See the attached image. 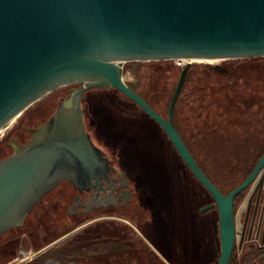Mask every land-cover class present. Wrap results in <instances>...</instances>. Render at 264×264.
<instances>
[{
    "label": "water",
    "instance_id": "95a60500",
    "mask_svg": "<svg viewBox=\"0 0 264 264\" xmlns=\"http://www.w3.org/2000/svg\"><path fill=\"white\" fill-rule=\"evenodd\" d=\"M254 56H264V0H0V153L7 149L2 139L8 129L20 120L41 119L65 85L77 84L64 104L31 130L28 142L17 143L0 160V235L21 225L58 182L82 188L98 179L108 163L86 129L82 95L89 88H115L161 125L210 192L213 202L200 211L217 206V264H229L236 234L234 198L259 175L258 182L264 181V154L224 193L183 143L173 110L191 63L216 65L212 61ZM166 59L185 62L165 119L127 84L123 68L128 61ZM42 264L84 263L48 258Z\"/></svg>",
    "mask_w": 264,
    "mask_h": 264
},
{
    "label": "flooded vegetation",
    "instance_id": "af4514ba",
    "mask_svg": "<svg viewBox=\"0 0 264 264\" xmlns=\"http://www.w3.org/2000/svg\"><path fill=\"white\" fill-rule=\"evenodd\" d=\"M226 60L231 59L216 61V65H212L210 62H199L211 67V73L214 75L213 84L217 87L216 91L209 95L205 92L201 94L200 100L202 102L197 103L195 116L187 112L182 119L174 118L173 110L172 119L173 125L198 166L220 190L222 188L212 176L211 169L207 167L208 164L201 162V158L208 156L216 158V155H211V153L221 152L222 141L224 140L231 142L229 146L231 157H234V145L237 142L264 141V102L260 104L256 102L255 104H258V106L254 108L251 100L253 93L248 92L252 89L254 81L264 86V74L255 72L257 73L255 77L253 71L250 70V72L241 75L242 72L236 70L239 68L236 65L221 63ZM185 79L183 83L186 81ZM76 86L77 84L65 85L58 92L53 103L44 108L46 110L50 107L41 119L36 120L33 118L32 122L24 123L20 120L10 130L8 129L4 134L5 137L3 136L5 139H2L7 149L0 153V160L8 156L17 143L25 144L28 142L32 136L31 130L45 122L53 114L59 102L64 104V100L69 97ZM244 89L247 92H244ZM219 92L223 94V98L220 100L221 104L218 103L215 106V102H212L210 98L214 94L219 97ZM83 95L82 108L86 129L94 144L101 150L108 165L102 169L98 179L93 180L87 187L75 188L74 184L67 180L58 182L32 207L21 225L0 235L9 233V237L0 243V248H9V254L13 253L12 255H14L13 251L16 249L15 242L17 240H19L17 248L19 251L36 244V242L39 245L46 234L42 222L45 209L52 202L55 207L67 202L66 214L68 218L85 219V222L95 218L87 224L94 222L96 224L88 227L86 236L79 237V240L64 249L66 253H70L65 261L57 259L58 261L100 264L94 262L93 255L90 254L88 247L95 238H103L104 240L119 239L125 246L127 245L128 250L121 257L123 264H214L218 262L220 254L218 208L214 205L200 211L203 206L213 202V198L182 159L161 125L149 115V125L146 129L140 126L138 118L126 119L125 122L119 120V128L126 131L127 136L124 135L125 140L115 142L108 133L102 134L103 128H100L98 120L94 117L95 115L93 116L95 111L92 105L89 104L88 106L84 102ZM203 99H206V102ZM190 105V102L186 103V107H190ZM150 106L163 118H167L168 108L165 113L164 110L162 111L154 104H150ZM260 115H262V118H259ZM207 133L211 135L212 139V142L208 145L207 142L205 143ZM148 139L150 145L146 143L147 145L144 146L142 152L149 153V159L144 162V165L137 164L133 157L134 153H139L140 148L143 147L141 144L148 141ZM163 142H166L164 145L167 146L168 144L169 148V154L166 153L165 157L176 156L178 159L173 164L169 158L166 170L162 166L153 165V160L158 161L157 158H164L161 151V143ZM115 144H119L125 149L120 150V152ZM9 147L11 148L10 152ZM211 148H213L212 151ZM243 164L237 165L234 162L233 165V171L241 174L239 181L243 180ZM218 166L219 162L214 160V169ZM215 171L214 173H218ZM261 173L264 174V169ZM190 174L194 176L196 181H187ZM259 176L246 187L249 195L245 199L246 192L239 202L240 204L242 200H246V203L243 204L244 207L238 209L239 204L237 206L233 205L236 234L231 257L236 254L241 264H244L240 259L245 252L253 255L251 261L246 264L256 262L264 264V260H262L264 259V181L259 183ZM59 186H62L58 190L59 195L55 194L56 196H53L52 192ZM206 192L210 196L209 200H205ZM61 195L66 196L67 199L61 200ZM45 201L48 205H45ZM242 208L243 217L241 218ZM31 216L33 220H40L38 223H41L36 232L34 230L30 231L29 227L23 228ZM113 220H119V230L108 226L102 228L101 222H111ZM82 223L84 221L68 228L53 240L78 226L81 228ZM79 231L69 235L68 238ZM32 234H36L37 240L31 239ZM41 248L39 246L36 251ZM36 251L33 250L32 253ZM46 251L37 253L28 259L29 264H39L45 258ZM20 253L24 254L23 251ZM108 261L111 262L110 259Z\"/></svg>",
    "mask_w": 264,
    "mask_h": 264
},
{
    "label": "rangeland",
    "instance_id": "374dc122",
    "mask_svg": "<svg viewBox=\"0 0 264 264\" xmlns=\"http://www.w3.org/2000/svg\"><path fill=\"white\" fill-rule=\"evenodd\" d=\"M184 62L185 61L177 60V59L128 61L124 64V68H123V74L126 75V78L124 80L128 84L133 85L135 89L143 96V98H145L150 104H154L162 111L164 110L166 113V105L168 98L171 94L173 87L175 86L179 72L183 67ZM221 63L222 64L226 63L225 65L231 64L232 66L236 65L237 67H239L236 70H241L242 72L241 75H244L248 71L250 72V70L253 71L255 77L257 76V73L255 72H258L259 74H264V57H249L244 59L237 58V59L226 60ZM189 69L191 70V74L188 79V82L186 83L181 99L177 105L176 117L178 119H182L187 112H190L191 114L194 115L196 112L195 107L197 103L202 102L200 100L201 94H203L204 92L206 94L208 93V95L212 94V92L216 91L215 89L217 88L213 84L214 75L213 73H211V67L203 63L201 64L199 62H193L191 63ZM257 84L259 85L257 86ZM261 85L262 84H260L259 82L254 81V83L252 84V89L248 91L250 93H253V95H251L252 96L251 100L254 108H257L256 106H258V104H255L256 102H258L259 104L261 102H264V86ZM243 91L247 92L246 89H244ZM222 95L223 94L222 93L220 94L219 92V97H217L216 94H214L213 97L210 98L212 102L213 101L215 102V106L218 105V103L221 104L220 100L223 98ZM83 99L88 106L89 104L92 105V108L95 111L93 116L95 115L94 117L98 120V124L100 128H103L102 134L108 133L110 138L115 142L125 140L124 135L127 136V134H125L126 131L119 128L120 127V122H118L119 120H124L125 122L126 119L133 120L135 118H138L139 120L138 122L140 123V126L142 128L146 129V127H148L149 125L148 119H150V117L135 102H133L123 93H121L120 91L114 88H89L85 90ZM203 101L206 102V99L205 100L203 99ZM187 102H190L192 107L191 105L190 107L188 106L186 107ZM185 107H186V111H185ZM259 118H262V115H260ZM180 123L182 124V122ZM105 130H107L108 132H106ZM206 142L207 145L212 142L211 135H209L208 133L206 135L205 143ZM146 143L150 145L149 139L148 141L141 144V146L143 147L140 148L141 151H139V153H134L133 157L135 158L137 164L144 165V162L149 159V153L142 152L144 151V146L147 145ZM165 143L166 142L161 143L162 145L161 151L163 152L162 154L164 158H157L158 161H156V159L153 160V165L162 166L164 170H166V167L169 164V158L170 160H172L173 164L174 162L176 163L178 161L176 156L175 157L171 156L169 158L165 157L166 153H168L169 150L168 144L166 146L164 145ZM230 143H231L230 141L228 142L225 140L222 141L221 152L216 151L214 153H211V155L214 156L216 155V158L214 157L212 158L211 156H208L201 158L202 161L200 160L202 163L204 162L208 164L207 167L211 169L212 176L214 177L218 185L222 188V190H228L234 185H236L239 182L241 176L239 172L233 171L235 157L233 156L231 157L232 154L229 149ZM116 146L119 148L118 151L125 149V147L121 145L119 146V144ZM169 147H170V143H169ZM212 149L213 148H211V151ZM130 151H132V149H130ZM214 160L216 162H219V166L216 169H214ZM214 170H216L215 172L218 173H214ZM187 181L193 182L196 180L194 176L190 174ZM61 187L62 186H59L57 189H55L52 192V195L54 194L53 196H56L55 194H58V190L61 189ZM246 192L247 191H245V193ZM248 195H249V191L245 195V199L247 198L246 196ZM60 198L61 200L67 199L66 196L64 195H61ZM209 199L210 196L208 192H206L205 200H209ZM66 203L64 204L61 203L57 207H55L53 202L50 203L49 205L46 202L45 205L48 206L45 209V214L42 215V222L44 224V228L46 231L44 240L40 242L38 241L39 245H37L36 242V244H33L32 246L29 247H25L24 250H20V251L19 249H17L19 242V240H17L15 242L16 249L15 251H13L14 255H12L13 253L9 254V248L6 247L0 248V264H29L28 262L29 258L26 257H29L33 252V250L36 251L37 248H39V246L43 247L45 244L51 243L50 241L53 240V238H56L57 236H59V234H61L68 228L75 226L77 223L81 221H84V223L81 224L82 227L79 228L78 230L96 224V222L87 224L92 222L95 218H91L89 221L86 222L85 219L77 220V219L68 218L66 214ZM244 203H246V200L245 201L242 200V202L238 205V209H240V207H244L243 206ZM32 216L29 218V220L26 222V226H24L23 228L29 227L30 231L34 230V232H36L39 224L41 223H38V221L40 220H33ZM242 217H243V208L241 210V218ZM118 221L119 220H113L111 222H101L100 224L102 225V228L108 226L110 228H115L119 230ZM78 230H76L75 232H77ZM35 235L36 234H32L30 236L31 239L37 240ZM8 237H9V233L0 236V243ZM68 237L69 236L54 243L52 246L48 248L53 247L54 250L60 251L62 249L68 248L72 243L79 240L77 234L69 238L68 240L63 241ZM206 248L208 249V247ZM88 250L89 252H91L90 254L93 255L94 262L100 264H119L122 261L121 257H123V254L126 253L128 248L127 245L125 246L119 239L104 240L103 238H98V239L95 238L92 244L89 245ZM22 251L24 252V254L20 253ZM200 251H201V246H200ZM109 259L111 260V262L108 261ZM121 264H123V262H121ZM254 264H259V262H256Z\"/></svg>",
    "mask_w": 264,
    "mask_h": 264
},
{
    "label": "trees",
    "instance_id": "16d2710c",
    "mask_svg": "<svg viewBox=\"0 0 264 264\" xmlns=\"http://www.w3.org/2000/svg\"><path fill=\"white\" fill-rule=\"evenodd\" d=\"M202 64V63H201ZM180 73V72H179ZM190 74H191V70L188 69L187 71V75H186V81L183 83L181 89H180V92H179V95H178V98L176 100V103H175V107H174V118H176V112H177V105H178V102L180 101L181 99V96H182V93L184 91V88L186 86V82L188 80V78L190 77ZM128 84V83H127ZM176 84V83H175ZM133 90H135L139 95H141L133 85L131 84H128ZM175 87V86H174ZM174 87L171 91V94L168 98V101H167V105H166V109L168 108V104H169V101H170V98L172 96V93L174 91ZM115 89V88H114ZM117 90V89H116ZM119 91V90H118ZM122 93V92H121ZM125 95V94H124ZM126 96V95H125ZM142 96V95H141ZM143 97V96H142ZM129 98V97H128ZM130 99V98H129ZM145 99V98H144ZM146 100V99H145ZM133 101V100H132ZM147 101V100H146ZM134 102V101H133ZM148 102V101H147ZM234 157H235V163L237 165H241L243 164L244 162V171L242 173V179H244L249 173L250 171L252 170V168L254 167V165L256 164V162L258 161V159L260 158V156L262 155V153H264V141H240V142H237L235 143L234 145ZM252 153V155H251ZM241 179V180H242ZM241 181H239L238 183H240ZM237 183V184H238ZM236 186V185H234ZM233 186V187H234ZM233 187H231L230 189L228 190H222V192L224 193H228ZM245 191H247V188H244L242 191H240L234 198V203L233 205L234 206H237L240 202V200L242 199V197L244 196L245 194ZM83 222V221H82ZM81 222L77 223V224H80ZM88 230V227L87 228H83L82 230H80L77 234H78V237H81V236H86V232ZM75 234V235H77ZM73 237V236H72ZM71 238V237H70ZM69 239V238H68ZM67 239V240H68ZM66 241V240H65ZM66 249V248H65ZM63 251H56L54 250L53 248H49L47 249L46 253H45V258L44 259H47V258H52V259H59V260H64L67 259V255L70 254V253H66V251L64 249H62ZM256 252V251H254ZM235 253V252H234ZM253 254H256V253H253ZM253 258V255H250L249 253H246L241 257L240 261L243 262L244 264H246L247 262H250L251 259ZM43 259V260H44ZM43 260H41V262H39V264H42L43 263ZM214 264H217L214 263ZM229 264H241L239 263L237 257H236V254H233V256L231 257L230 261H229Z\"/></svg>",
    "mask_w": 264,
    "mask_h": 264
},
{
    "label": "bare ground",
    "instance_id": "6f19581e",
    "mask_svg": "<svg viewBox=\"0 0 264 264\" xmlns=\"http://www.w3.org/2000/svg\"><path fill=\"white\" fill-rule=\"evenodd\" d=\"M182 61H185V60H182ZM219 61V60H218ZM206 62V61H205ZM212 62H216V61H212ZM123 78L125 79L126 78V75L123 74Z\"/></svg>",
    "mask_w": 264,
    "mask_h": 264
}]
</instances>
